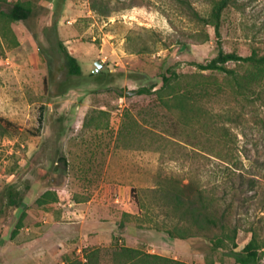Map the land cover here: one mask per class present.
I'll return each instance as SVG.
<instances>
[{"label": "rangeland", "instance_id": "rangeland-1", "mask_svg": "<svg viewBox=\"0 0 264 264\" xmlns=\"http://www.w3.org/2000/svg\"><path fill=\"white\" fill-rule=\"evenodd\" d=\"M11 1L44 9L36 36L0 16V118L11 123L0 124V264H65L91 249L111 264L121 246L186 264H233L221 252L206 253L201 240L166 234L185 226L171 203L185 187L240 226L238 250L252 230L264 245V106L237 97L229 78L190 65L210 61L219 48L244 57L263 52L264 0H234L219 37L189 16L192 8L206 17L212 0ZM60 44L79 62L80 76L68 74ZM97 61L102 67L92 74ZM168 70L209 96L193 107L186 101L183 111L157 93L119 98L157 90ZM260 91L264 98V82ZM8 185L18 194L15 213L5 207ZM92 199L99 214L86 206ZM116 199L135 213L125 214ZM95 221L104 224L94 228Z\"/></svg>", "mask_w": 264, "mask_h": 264}, {"label": "trees", "instance_id": "trees-1", "mask_svg": "<svg viewBox=\"0 0 264 264\" xmlns=\"http://www.w3.org/2000/svg\"><path fill=\"white\" fill-rule=\"evenodd\" d=\"M0 0V16L9 22H23L27 25L32 35L36 36L39 29L38 16L43 6H35L30 2ZM234 4V0H212L210 12L206 17L200 16L194 9L189 8V16L198 22L209 25L214 29L215 35L220 36L219 29L222 15L225 10ZM184 47V46H183ZM59 54L63 59L64 66L70 76H80L81 67L79 62L62 46L59 45ZM228 63H235L244 66L242 73L228 69ZM196 72H207L210 74H221L229 78L232 82L234 94L246 103L264 106L263 91H260L264 82V51H252L249 56H240L235 53H226L221 48L218 49L216 56L206 63L192 62L190 64ZM169 76H162V85L157 90L151 86L149 88L141 87L136 90L127 91L125 94H119V98L127 96H142L157 93L160 99L166 95L172 101H176L178 108L183 111L186 107V101L193 107L203 98L209 96L210 92L200 84H180L183 75L177 74L173 70H168ZM183 87L184 92H180ZM185 87V88H184ZM45 107L41 105L38 108L37 131L39 132L43 121ZM239 116V115H238ZM231 121V120H229ZM4 123L5 127L11 123L0 118V124ZM228 128H222V135H228ZM224 161H226L224 159ZM7 199L6 206L13 213L18 210V194L12 186L4 188ZM131 197L134 203L139 207V200L135 196L134 190L131 189ZM1 195V194H0ZM47 192L37 200L39 205L46 202ZM191 190L187 187L181 191L174 192L171 195V203L180 211L185 220L184 227L175 226L167 230L166 234L171 239L180 240H201L205 244V252L208 254L222 253L223 256L233 260V264H259L261 256L264 253V245L257 237L255 231H251L250 240L242 249L238 250L237 236L240 231L238 224H232L227 218L226 210H223L220 217L211 212L205 204V199L197 194L192 198ZM209 210V211H208ZM181 224V223H180ZM210 254V255H211ZM209 256H205L207 262ZM111 264H186L181 261L164 258L159 255L149 254L139 249L128 247H118L111 252ZM65 264H101L98 249H91L86 252L82 259L67 260ZM208 264H214L210 260Z\"/></svg>", "mask_w": 264, "mask_h": 264}, {"label": "crops", "instance_id": "crops-1", "mask_svg": "<svg viewBox=\"0 0 264 264\" xmlns=\"http://www.w3.org/2000/svg\"><path fill=\"white\" fill-rule=\"evenodd\" d=\"M115 203H116L117 207L119 209H121L125 214H131V215H133L135 213V211L131 208L130 205H128V204H125V205L124 204H121V203H119V201L117 199H116ZM86 206H87L88 210H90V209L93 210L94 209L96 211L95 213L98 212L97 214H99L100 211H101V206L99 204H96V202L94 201V199L88 201L87 204H86ZM95 222H96L95 223L96 226H94V228H97V227L100 228V226L104 224L103 222H100V221H99V223L97 221H95ZM114 224H116V221H114ZM117 225L120 228H123L124 230H129V231L135 230V227L133 225L125 224L123 221H119V223H117ZM96 231H98V230H96ZM126 236H128V235H126Z\"/></svg>", "mask_w": 264, "mask_h": 264}, {"label": "water", "instance_id": "water-1", "mask_svg": "<svg viewBox=\"0 0 264 264\" xmlns=\"http://www.w3.org/2000/svg\"><path fill=\"white\" fill-rule=\"evenodd\" d=\"M101 67L102 64L99 61L95 62V69L93 70L92 74H96Z\"/></svg>", "mask_w": 264, "mask_h": 264}]
</instances>
